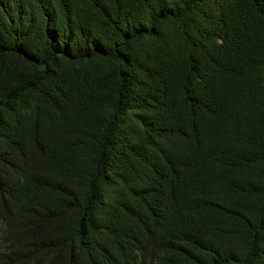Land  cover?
<instances>
[{
	"label": "trees",
	"instance_id": "trees-1",
	"mask_svg": "<svg viewBox=\"0 0 264 264\" xmlns=\"http://www.w3.org/2000/svg\"><path fill=\"white\" fill-rule=\"evenodd\" d=\"M0 264H264V0H0Z\"/></svg>",
	"mask_w": 264,
	"mask_h": 264
}]
</instances>
